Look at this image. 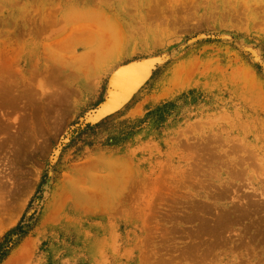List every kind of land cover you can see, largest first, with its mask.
<instances>
[{"label":"rangeland","instance_id":"rangeland-1","mask_svg":"<svg viewBox=\"0 0 264 264\" xmlns=\"http://www.w3.org/2000/svg\"><path fill=\"white\" fill-rule=\"evenodd\" d=\"M2 264H264V0H0Z\"/></svg>","mask_w":264,"mask_h":264},{"label":"trees","instance_id":"trees-1","mask_svg":"<svg viewBox=\"0 0 264 264\" xmlns=\"http://www.w3.org/2000/svg\"><path fill=\"white\" fill-rule=\"evenodd\" d=\"M31 219L32 217L26 221L25 217H23L15 228L0 239V264L8 257L17 243L30 232L32 228Z\"/></svg>","mask_w":264,"mask_h":264}]
</instances>
